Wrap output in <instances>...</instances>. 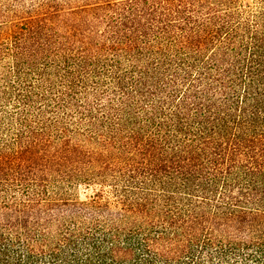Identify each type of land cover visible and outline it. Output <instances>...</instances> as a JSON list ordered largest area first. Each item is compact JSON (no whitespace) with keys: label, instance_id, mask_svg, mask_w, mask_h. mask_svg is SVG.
<instances>
[{"label":"trees","instance_id":"1","mask_svg":"<svg viewBox=\"0 0 264 264\" xmlns=\"http://www.w3.org/2000/svg\"><path fill=\"white\" fill-rule=\"evenodd\" d=\"M0 264H264V0H0Z\"/></svg>","mask_w":264,"mask_h":264},{"label":"rangeland","instance_id":"2","mask_svg":"<svg viewBox=\"0 0 264 264\" xmlns=\"http://www.w3.org/2000/svg\"><path fill=\"white\" fill-rule=\"evenodd\" d=\"M87 193H89V192H86V191L84 190V188H81L80 191H79L80 199H84L85 196L87 195Z\"/></svg>","mask_w":264,"mask_h":264}]
</instances>
